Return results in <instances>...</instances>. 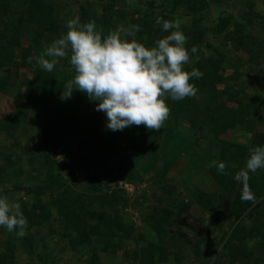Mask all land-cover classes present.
<instances>
[{
  "label": "trees",
  "instance_id": "obj_1",
  "mask_svg": "<svg viewBox=\"0 0 264 264\" xmlns=\"http://www.w3.org/2000/svg\"><path fill=\"white\" fill-rule=\"evenodd\" d=\"M60 1L0 0V195L19 202L28 220L22 238L0 227V264H62L45 232L65 240L86 264H264V169L249 173L254 202L240 199L242 185L234 179L252 149L264 145V79L256 69L264 62V38L250 33L255 22L264 26V0H62V18ZM67 15L81 24L94 21L102 38L139 25L136 39L146 47L169 34L157 17L179 20L190 55L185 70L203 73L190 81L197 94L166 98L169 116L158 131L143 125L108 130L105 113L85 93L74 90L61 100L75 75L70 58L52 72L37 69V59L67 32ZM180 144L184 169L166 176L174 163L171 145ZM216 161L225 163L224 174ZM72 164L92 172L83 189ZM151 170L156 187L133 205L139 230L120 214L129 199L117 180L136 185ZM202 171L213 191L189 184ZM190 203L201 222L218 223L206 225L205 233L189 227L193 241L177 232Z\"/></svg>",
  "mask_w": 264,
  "mask_h": 264
},
{
  "label": "clouds",
  "instance_id": "obj_2",
  "mask_svg": "<svg viewBox=\"0 0 264 264\" xmlns=\"http://www.w3.org/2000/svg\"><path fill=\"white\" fill-rule=\"evenodd\" d=\"M155 23L169 34L146 47L136 39L139 25L118 27L102 38L94 21L81 24L78 18L69 20L67 32L51 43L37 63L52 72L60 59L70 58L75 75L64 85L61 100L70 99L74 90L85 93L96 102L95 110L105 113L108 130L143 125L158 131L169 116L165 99L194 97L198 89L190 81L202 78L203 73L195 68L185 70L190 55L180 21L157 17ZM190 52L195 54L197 48L191 47ZM213 166L224 174V162H213ZM258 169H264V145L252 149L245 167L234 176L242 185V201H255L248 181L249 173ZM0 227L21 238L28 227L21 204L4 195H0Z\"/></svg>",
  "mask_w": 264,
  "mask_h": 264
},
{
  "label": "rangeland",
  "instance_id": "obj_3",
  "mask_svg": "<svg viewBox=\"0 0 264 264\" xmlns=\"http://www.w3.org/2000/svg\"><path fill=\"white\" fill-rule=\"evenodd\" d=\"M63 1L61 0L60 3H58V6L56 7L57 9V13L58 16L60 18H62V16H64L67 13V9L65 8V5H63L64 3H62ZM74 5L73 8L76 9V3L72 4ZM259 6H261L262 8H264V3L259 1ZM260 10V9H259ZM70 15V14H69ZM67 22L69 20H72V17L67 15ZM256 21V20H255ZM255 27H251L250 29V33L256 38V40L258 41H262L264 38V26L263 27H259L257 22L254 23ZM23 45H26V41L23 42ZM37 69H41L40 65L37 67ZM257 72L260 76L261 79H264V62L261 60L258 64V67L256 68ZM252 78L254 77V75H250ZM247 80L246 79H242L241 80V84H243L244 87L247 86L246 84ZM14 86V84L12 85ZM263 88L261 87H257V91L262 90ZM57 92V91H56ZM34 114H32L33 116ZM32 120H34V118L30 119L29 121V126H31V123L33 125ZM263 128V127H261ZM229 135L231 136V138L238 140V141H242L244 140V137L241 135L240 131H235V133H233L232 131L229 132ZM174 147V145H171V152L174 154L173 155V159H174V163L171 167L170 170L167 171L166 176H171V175H178L181 170L184 169L183 166V155H184V149H183V145H176V147ZM59 151L60 148L58 149L57 152V157L58 159H60V155H59ZM183 153V154H182ZM73 155H77V152H73ZM73 166L70 167V169L74 170L75 172V177L77 178V189H83V187L86 185L87 183V179L86 176H91L92 172L88 169H85L83 167H78L74 164H72ZM63 170H65V168H63ZM62 170V171H63ZM152 177H154V171L151 170L148 173H145L144 175V179L142 182L136 184V185H130L128 183H125L124 181H122L121 179H118V185L117 187L122 188L125 190L126 194L125 196L129 199V206L127 207H122L120 209V214L122 215V217L124 218L125 221H132L135 222L137 224V226L139 227V230H142L144 228L141 229L142 224L139 220V207H135L134 202L135 200H139L142 194H146L147 196L153 191L154 187H156V185L154 184V182H152L153 180L151 179ZM30 182L35 183L36 177L34 175H32L31 177H28ZM189 184H191V186L197 189H201V190H205V191H213L214 190V186L211 182V180L208 178V173H202L199 174L195 177L192 178V180L189 182ZM76 187V186H75ZM113 183H110V188L112 189ZM183 194V192H182ZM185 194V192H184ZM150 203L151 204H155L156 200L155 199H150ZM190 211L184 212L181 214V224H180V228L177 229V232H180L181 235L188 240H196V235L195 233L189 228V227H193L195 228V230L199 231V232H207V226L209 223L212 225H218V223L215 222V224L211 221H208L206 223L201 222V220L199 218H201L200 216L195 214V205L190 203ZM218 213H223L222 209L220 208L218 210ZM203 217H208L206 214L202 213ZM226 215V214H225ZM228 217V216H227ZM222 217H220L221 219ZM219 219V220H220ZM210 220V218H209ZM231 221V220H230ZM222 229H227V225L225 226H221ZM168 231L170 232H174V229H168ZM216 233V231H215ZM45 238L47 239V241L51 244V247L56 249V254H55V258L59 259V262L62 264H86L85 258H83L81 255L76 254L75 252L69 251L67 250V248H65V240H61L60 242L56 240V238L53 237H49L47 232L44 233ZM185 241V240H183ZM143 244V243H141ZM186 255H190V251L186 250ZM80 256V257H79ZM29 264V263H26Z\"/></svg>",
  "mask_w": 264,
  "mask_h": 264
},
{
  "label": "crops",
  "instance_id": "obj_4",
  "mask_svg": "<svg viewBox=\"0 0 264 264\" xmlns=\"http://www.w3.org/2000/svg\"><path fill=\"white\" fill-rule=\"evenodd\" d=\"M203 172L205 173L206 171H202V172H201V173H199V174H202ZM206 173H207V172H206ZM199 174H198V175H199Z\"/></svg>",
  "mask_w": 264,
  "mask_h": 264
}]
</instances>
